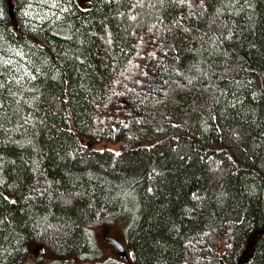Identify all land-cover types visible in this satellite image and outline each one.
<instances>
[{
  "label": "trees",
  "instance_id": "16d2710c",
  "mask_svg": "<svg viewBox=\"0 0 264 264\" xmlns=\"http://www.w3.org/2000/svg\"><path fill=\"white\" fill-rule=\"evenodd\" d=\"M0 56L36 74L0 91V264H264V0H0ZM129 204L128 262L87 260Z\"/></svg>",
  "mask_w": 264,
  "mask_h": 264
},
{
  "label": "rangeland",
  "instance_id": "374dc122",
  "mask_svg": "<svg viewBox=\"0 0 264 264\" xmlns=\"http://www.w3.org/2000/svg\"><path fill=\"white\" fill-rule=\"evenodd\" d=\"M134 211V205L132 206V204H129L127 213L124 217H121L112 223L107 230L101 228L94 231L92 247L86 252L87 260H120L115 249L112 246L105 244L102 237L107 235L117 239L123 244V246L126 245V233L133 219ZM28 258L29 261H27V264H62L64 262L62 259L50 256L49 253L39 246H32L29 249Z\"/></svg>",
  "mask_w": 264,
  "mask_h": 264
},
{
  "label": "snow or ice",
  "instance_id": "6c2138e0",
  "mask_svg": "<svg viewBox=\"0 0 264 264\" xmlns=\"http://www.w3.org/2000/svg\"><path fill=\"white\" fill-rule=\"evenodd\" d=\"M43 2L48 3V0H43ZM185 2L186 0H180V3ZM51 4L53 7H56L57 0H51ZM61 11H68V9L62 8ZM58 18L59 17H57V19ZM132 19L135 20L136 17L133 16ZM16 55H20V53L17 52ZM4 71L9 73V78L7 80L3 78ZM35 79L36 74L28 71L27 67L22 69L21 66L18 63H14L11 58L4 60V58L0 56V91L6 90L11 96L15 97L18 92L24 89L26 83L34 81ZM13 86H15V90ZM19 102V100L16 101L17 104H19ZM3 107V101L0 100V111L3 110ZM5 199H7V197H5Z\"/></svg>",
  "mask_w": 264,
  "mask_h": 264
},
{
  "label": "water",
  "instance_id": "95a60500",
  "mask_svg": "<svg viewBox=\"0 0 264 264\" xmlns=\"http://www.w3.org/2000/svg\"><path fill=\"white\" fill-rule=\"evenodd\" d=\"M10 13H12V8H10ZM102 239H103V242L105 243V244H107V245H109V246H112L114 249H115V251H117L118 253H119V255H120V257L124 260V261H126V262H128V258L126 257V253H125V251H124V248H123V246L119 243V241H117L116 239H114V238H112V237H110V236H107V235H104L103 237H102Z\"/></svg>",
  "mask_w": 264,
  "mask_h": 264
}]
</instances>
